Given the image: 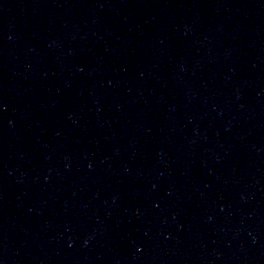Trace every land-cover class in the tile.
I'll list each match as a JSON object with an SVG mask.
<instances>
[{
  "label": "water",
  "instance_id": "water-1",
  "mask_svg": "<svg viewBox=\"0 0 264 264\" xmlns=\"http://www.w3.org/2000/svg\"><path fill=\"white\" fill-rule=\"evenodd\" d=\"M0 264H264V0H0Z\"/></svg>",
  "mask_w": 264,
  "mask_h": 264
}]
</instances>
